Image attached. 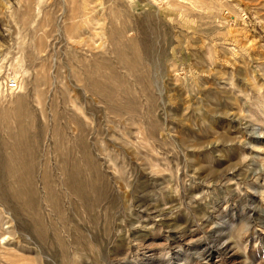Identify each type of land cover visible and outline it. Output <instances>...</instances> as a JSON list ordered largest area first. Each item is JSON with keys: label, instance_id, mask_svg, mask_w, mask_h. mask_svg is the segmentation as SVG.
Masks as SVG:
<instances>
[{"label": "rangeland", "instance_id": "374dc122", "mask_svg": "<svg viewBox=\"0 0 264 264\" xmlns=\"http://www.w3.org/2000/svg\"><path fill=\"white\" fill-rule=\"evenodd\" d=\"M21 97L41 225L0 203V264H264V0H0V142Z\"/></svg>", "mask_w": 264, "mask_h": 264}, {"label": "bare ground", "instance_id": "6f19581e", "mask_svg": "<svg viewBox=\"0 0 264 264\" xmlns=\"http://www.w3.org/2000/svg\"><path fill=\"white\" fill-rule=\"evenodd\" d=\"M117 51L121 52L119 49H117ZM23 105L24 99L21 97L17 100V109L15 110V117L19 126L18 134L10 132V138L12 140L0 142V203H4L5 206L11 202L16 203L17 208L33 216L35 218V223L37 222L40 226L41 219L35 211L36 206H38V185L36 184L35 177L39 169L36 166L39 162L37 161V152L35 151L41 140L38 134H36L34 138L30 135L32 132V125L24 124L22 120ZM42 131H44V128ZM74 149L75 146L70 150H58L59 154L66 157L62 162L60 171L65 175L64 183L68 185L72 191L87 199L89 194L92 192L94 193L95 181L92 176L83 177L78 160L72 154ZM86 158L89 159V156H86ZM42 181L44 187L48 191L47 200L50 202L53 189L51 186V179L47 175L45 169L42 173ZM62 187L65 189L64 185ZM2 231L3 229L0 224L1 239H3Z\"/></svg>", "mask_w": 264, "mask_h": 264}, {"label": "built area", "instance_id": "2783aa9c", "mask_svg": "<svg viewBox=\"0 0 264 264\" xmlns=\"http://www.w3.org/2000/svg\"><path fill=\"white\" fill-rule=\"evenodd\" d=\"M17 88V81L16 80H12L8 83V89L11 90H15Z\"/></svg>", "mask_w": 264, "mask_h": 264}]
</instances>
